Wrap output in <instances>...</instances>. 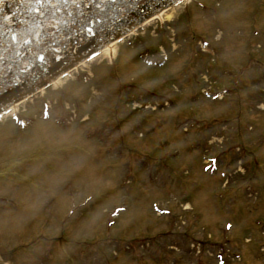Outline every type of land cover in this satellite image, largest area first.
I'll list each match as a JSON object with an SVG mask.
<instances>
[{
	"label": "rangeland",
	"instance_id": "obj_1",
	"mask_svg": "<svg viewBox=\"0 0 264 264\" xmlns=\"http://www.w3.org/2000/svg\"><path fill=\"white\" fill-rule=\"evenodd\" d=\"M115 50L0 123V264H264V0Z\"/></svg>",
	"mask_w": 264,
	"mask_h": 264
},
{
	"label": "water",
	"instance_id": "obj_2",
	"mask_svg": "<svg viewBox=\"0 0 264 264\" xmlns=\"http://www.w3.org/2000/svg\"><path fill=\"white\" fill-rule=\"evenodd\" d=\"M178 1L0 0V113Z\"/></svg>",
	"mask_w": 264,
	"mask_h": 264
},
{
	"label": "bare ground",
	"instance_id": "obj_3",
	"mask_svg": "<svg viewBox=\"0 0 264 264\" xmlns=\"http://www.w3.org/2000/svg\"><path fill=\"white\" fill-rule=\"evenodd\" d=\"M189 0H184V2L186 3H189L188 2ZM182 1H178L177 3L171 5L170 7H168L167 9H165L164 11L160 12L159 14L153 16L152 18L146 20L145 22H143L142 24H140L138 27H136L135 29L138 30L139 28H142V27H146L148 25H150L151 23H154L155 21L157 20H162L164 18L165 21H169V19L171 18L172 14L174 13V10L175 8H177L178 4L181 3ZM135 30L131 32H129L128 34H130L129 36H131L133 34ZM127 34V35H128ZM116 45L115 42H113L112 44L108 45L107 47H105L101 52L100 54L101 55H106V56H112V54H114V52L116 51L114 48V46ZM116 48V47H115ZM85 65L81 62L80 64L76 65L75 67H73L71 70H74V69H78L79 67H84ZM66 73H70V70H68L67 72H65L64 74ZM64 74H62L64 76ZM59 76L56 80H53V86L56 87V86H59L60 85V82L61 81V78L63 76ZM73 75V73H70L68 76H71ZM37 92H42L41 90H38ZM36 93V92H35ZM35 95V94H34ZM34 95H29L27 97V99H24V100H21L19 101L18 103H16L15 105H13V108L12 110H15L17 108L18 105L20 104H23L25 101H30L31 99L34 98ZM33 96V97H32ZM223 99V98H221Z\"/></svg>",
	"mask_w": 264,
	"mask_h": 264
},
{
	"label": "snow or ice",
	"instance_id": "obj_4",
	"mask_svg": "<svg viewBox=\"0 0 264 264\" xmlns=\"http://www.w3.org/2000/svg\"><path fill=\"white\" fill-rule=\"evenodd\" d=\"M35 3L36 5H39L41 8L44 6L42 3H41V0H35ZM35 10V9H33Z\"/></svg>",
	"mask_w": 264,
	"mask_h": 264
},
{
	"label": "flooded vegetation",
	"instance_id": "obj_5",
	"mask_svg": "<svg viewBox=\"0 0 264 264\" xmlns=\"http://www.w3.org/2000/svg\"><path fill=\"white\" fill-rule=\"evenodd\" d=\"M11 199V198H10ZM1 200H5V199H1Z\"/></svg>",
	"mask_w": 264,
	"mask_h": 264
}]
</instances>
